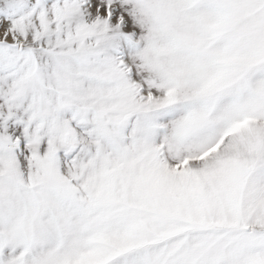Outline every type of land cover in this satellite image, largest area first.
I'll return each mask as SVG.
<instances>
[{"label":"snow or ice","instance_id":"1","mask_svg":"<svg viewBox=\"0 0 264 264\" xmlns=\"http://www.w3.org/2000/svg\"><path fill=\"white\" fill-rule=\"evenodd\" d=\"M0 264H264V0H0Z\"/></svg>","mask_w":264,"mask_h":264}]
</instances>
